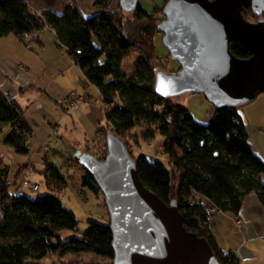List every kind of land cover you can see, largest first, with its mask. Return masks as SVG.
I'll list each match as a JSON object with an SVG mask.
<instances>
[{"label": "trees", "instance_id": "1", "mask_svg": "<svg viewBox=\"0 0 264 264\" xmlns=\"http://www.w3.org/2000/svg\"><path fill=\"white\" fill-rule=\"evenodd\" d=\"M93 5L96 12L85 16L73 1L58 14L49 9L34 11L25 0H0V37L12 34L30 46V42L40 43L42 30L53 31L57 48L64 49L99 91L105 121L96 129L98 158L106 154L108 130L127 144L138 142L137 137L150 141L161 135L167 164L130 152L140 180L163 201L176 199L183 225L210 242L221 264H241L237 254L219 246L210 228L212 218L206 213L211 202L221 212L238 214L251 192L264 206V160L254 150L240 107L216 108L204 123L189 107L159 96L154 90L156 68L159 65L169 72L155 54L160 17L140 3L132 13L123 12L119 4L115 7L112 0H93ZM162 10L156 11L163 14ZM248 11L245 17L256 21L253 11ZM230 46L238 57L252 54L237 39ZM130 53L134 62L129 69L124 61ZM5 129L3 142L17 154H29L33 129L16 100L0 90V133ZM46 150L42 149L41 164L48 192L36 196L10 189L9 168L0 157V264H40L55 252H89L113 259L109 217L106 223L89 220L81 235L62 238L65 231H76L79 221L53 193L67 180L57 166L48 163ZM80 181L96 192L99 189L86 172ZM17 230L30 241L12 239Z\"/></svg>", "mask_w": 264, "mask_h": 264}, {"label": "water", "instance_id": "2", "mask_svg": "<svg viewBox=\"0 0 264 264\" xmlns=\"http://www.w3.org/2000/svg\"><path fill=\"white\" fill-rule=\"evenodd\" d=\"M139 0H118L123 12ZM250 9L256 21L245 17ZM158 24L162 43L178 62L155 71L162 97L202 94L215 108L240 107L264 92V0H168ZM237 39L250 51L231 49ZM103 158L77 150L75 159L98 186L112 233V264H221L210 242L187 229L177 201H163L140 180L125 141L111 130Z\"/></svg>", "mask_w": 264, "mask_h": 264}, {"label": "crops", "instance_id": "3", "mask_svg": "<svg viewBox=\"0 0 264 264\" xmlns=\"http://www.w3.org/2000/svg\"><path fill=\"white\" fill-rule=\"evenodd\" d=\"M70 1H73L85 16H91L96 12L93 0H25L34 11L49 9L58 14L63 13ZM45 33L50 36H45ZM44 36L50 40L49 43ZM38 39L40 43L33 42L30 46H25L12 34L0 37V90L9 98L16 100L30 121L33 129L30 141L39 138L41 145L47 148V141L53 137H58L56 139L58 141H66L68 135L57 136L56 132L63 127L66 129L63 133L66 134L69 126H72L74 132L79 133L83 129L79 126L83 125L82 120L93 130L91 139L96 141L98 124L105 121L98 89L87 82L77 63L64 49L57 48L53 31L42 30ZM70 92L78 94L81 102L73 108L66 109L63 99ZM247 108L241 107L239 112L248 126L255 152L264 160L263 128L252 127L251 108L249 107L248 111ZM214 110L215 108L210 109V114H213ZM200 118L204 123L210 120L206 119V114ZM85 124L84 128H87ZM80 135L85 137L87 133L83 132ZM58 141L56 145L61 146ZM10 148L13 149L11 146ZM97 148L99 149V146ZM30 155L31 150L27 156ZM37 155V159L41 161V153L38 152ZM261 178L264 182V174ZM238 221L242 222L241 226ZM210 228L219 246L225 252L237 254L241 264H264V206L257 193L251 192L245 196L238 214L218 213L210 220Z\"/></svg>", "mask_w": 264, "mask_h": 264}, {"label": "rangeland", "instance_id": "4", "mask_svg": "<svg viewBox=\"0 0 264 264\" xmlns=\"http://www.w3.org/2000/svg\"><path fill=\"white\" fill-rule=\"evenodd\" d=\"M168 1V0H167ZM165 0H139V3L149 12H155L157 17H160L158 23L164 17L161 13H158L157 9H162L163 5L166 4ZM112 4L117 7L118 0H112ZM244 12H248L244 11ZM158 31V30H157ZM50 36L48 33H45V36ZM161 32L154 36V44H155V54L159 58V60L165 64V67L169 72L173 73L179 67L178 62L172 59L169 56L167 49L164 47L162 43ZM44 39L49 43V39ZM33 44V42H30ZM29 44V45H30ZM125 64L128 65L130 69L132 67V63L134 62V56L130 53L126 59ZM176 69V70H175ZM157 70L166 71L164 68H161L159 65L156 68ZM168 72V71H166ZM93 86V85H92ZM95 88V86H94ZM96 91L94 90V94ZM76 94V93H75ZM78 95V94H76ZM177 102L187 106L193 112L194 116L197 119H200V116L206 114L207 120L210 119L212 113L210 114V109H214V105L210 103L204 95L202 94H186L181 95L174 98ZM81 102V99H80ZM80 104V103H79ZM78 104V105H79ZM75 107V106H74ZM248 107L246 110L250 109V121L252 123V127L263 128L264 129V92L259 94V96L252 102L246 105L240 106ZM72 108V107H71ZM209 108V110H208ZM253 110V111H252ZM209 115V116H208ZM35 119L36 115H35ZM27 120V118H26ZM28 121V120H27ZM203 121V120H202ZM30 121H28L29 123ZM83 125H79L83 129L79 133H75L72 126H69L68 133L64 134L63 131H66L65 128H61L60 131L56 132L59 135H68L66 136L67 140H56L57 138L53 137L47 141L48 148L43 154H46L48 163H51L58 167V169L62 172L67 180L66 186H64L60 191H54L53 193L61 200L62 204L72 211L76 218L78 219V229L76 231L67 230L62 234V238L66 239L70 236H79L81 233L88 227L89 220H95L101 223H106L108 219L107 209L104 205V198L100 190L97 192L90 187L81 185V175L85 172L83 167L77 162L75 159V155L77 150L83 148L82 150H86L87 148L98 157L101 155L98 139L93 141L91 137L94 132L90 128L87 127L85 122L82 120ZM30 124V123H29ZM84 124L87 128H84ZM31 126V125H30ZM79 127V128H80ZM139 131V129H138ZM138 131H136L138 133ZM7 129L0 133V157L2 161L9 168V180L12 182L10 189L12 191H20L26 192L30 196H36L37 194H45L48 192V189L45 184L44 175L42 173L43 166L41 161L38 158V152L42 154V149L44 145H41L40 139H32L30 143L31 155L27 156L24 154H17L13 149L10 148L9 145L3 142L4 137L7 134ZM86 132L87 135L84 137L80 134ZM78 134V135H77ZM69 135H71L69 137ZM80 135V136H79ZM43 139V138H42ZM86 139L88 141H86ZM138 139H140L138 141ZM162 139L161 135H156L152 140L141 139V137H137L138 142H131L127 144L128 149L134 155V157L138 155H145L150 159H159L164 164H167V157L162 153ZM60 142L61 146H57L56 142ZM72 141L74 144H68ZM130 141V140H129ZM94 143V144H93ZM65 144V145H63ZM86 145V146H85ZM85 147V148H84ZM58 149V151H54ZM88 151V150H87ZM107 152V149H106ZM103 153V151H102ZM179 154V152L177 151ZM20 168V172L19 169ZM23 179L28 180L31 184H37L39 186L38 191H33L30 186L23 185ZM214 218V217H213ZM12 239L17 238L20 239L23 243H28L30 241V237L27 236L22 230H17L13 233ZM112 262V259H109L105 256L95 255L89 252H64V253H49L46 257H44L40 264H99V263H109Z\"/></svg>", "mask_w": 264, "mask_h": 264}, {"label": "built area", "instance_id": "5", "mask_svg": "<svg viewBox=\"0 0 264 264\" xmlns=\"http://www.w3.org/2000/svg\"><path fill=\"white\" fill-rule=\"evenodd\" d=\"M264 16V14H263ZM25 37H27L25 35ZM80 103V97L76 95L75 93H68L65 98L63 99V104L66 109H70L71 107L73 108L74 106H77ZM45 148V146H44ZM23 185L30 186L33 191H38L39 186L37 184H31L28 180L23 179L22 181ZM221 211L213 204V203H208L207 208H206V213L210 218L215 217L218 213ZM239 225L241 226L242 222L238 221Z\"/></svg>", "mask_w": 264, "mask_h": 264}, {"label": "bare ground", "instance_id": "6", "mask_svg": "<svg viewBox=\"0 0 264 264\" xmlns=\"http://www.w3.org/2000/svg\"><path fill=\"white\" fill-rule=\"evenodd\" d=\"M214 108H215V106H214ZM216 109V108H215ZM215 111V110H214Z\"/></svg>", "mask_w": 264, "mask_h": 264}]
</instances>
